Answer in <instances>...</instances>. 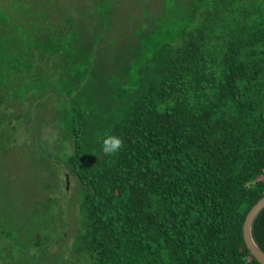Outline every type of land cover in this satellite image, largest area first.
Instances as JSON below:
<instances>
[{"label": "trees", "instance_id": "1", "mask_svg": "<svg viewBox=\"0 0 264 264\" xmlns=\"http://www.w3.org/2000/svg\"><path fill=\"white\" fill-rule=\"evenodd\" d=\"M113 1L53 20L47 0H0V76L27 74L57 38L74 62L70 40L84 49L92 19L107 26ZM164 7L123 87L93 86L90 52L73 71L68 91L81 102L62 119L65 162L81 184L74 249L87 264H261L243 222L264 195V0ZM109 134L122 144L105 154ZM251 235L264 251V207Z\"/></svg>", "mask_w": 264, "mask_h": 264}, {"label": "rangeland", "instance_id": "2", "mask_svg": "<svg viewBox=\"0 0 264 264\" xmlns=\"http://www.w3.org/2000/svg\"><path fill=\"white\" fill-rule=\"evenodd\" d=\"M94 1L47 0L46 12L53 20L63 18L76 14V7L92 9ZM164 2L114 0L107 26L92 19L93 32L84 34V49L79 39L70 40L74 62L69 58L67 63L57 38L59 48L47 50L48 57L37 60L38 65L32 62L27 74L16 77L8 70V77L0 76V264H87L86 256L74 249L81 184L65 162L72 144L62 119L81 101L68 87L78 86L73 71L88 52L94 62L93 86L109 93L123 87L124 69L138 55L141 38L162 17ZM95 37L93 45L89 40ZM62 169L69 176L67 189Z\"/></svg>", "mask_w": 264, "mask_h": 264}, {"label": "water", "instance_id": "3", "mask_svg": "<svg viewBox=\"0 0 264 264\" xmlns=\"http://www.w3.org/2000/svg\"><path fill=\"white\" fill-rule=\"evenodd\" d=\"M62 177L64 179L65 188H68L69 176L62 169ZM264 207V195L259 198L247 212L243 222V237L251 254L261 263L264 264V251L255 243L251 235V224L256 214Z\"/></svg>", "mask_w": 264, "mask_h": 264}, {"label": "clouds", "instance_id": "4", "mask_svg": "<svg viewBox=\"0 0 264 264\" xmlns=\"http://www.w3.org/2000/svg\"><path fill=\"white\" fill-rule=\"evenodd\" d=\"M122 141L119 136L105 135L102 139V152L105 154H112L117 152L121 147Z\"/></svg>", "mask_w": 264, "mask_h": 264}]
</instances>
